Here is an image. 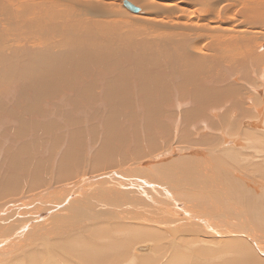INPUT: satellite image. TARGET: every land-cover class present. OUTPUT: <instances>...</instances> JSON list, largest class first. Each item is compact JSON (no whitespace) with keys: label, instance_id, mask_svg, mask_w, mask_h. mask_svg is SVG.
I'll return each instance as SVG.
<instances>
[{"label":"bare ground","instance_id":"bare-ground-1","mask_svg":"<svg viewBox=\"0 0 264 264\" xmlns=\"http://www.w3.org/2000/svg\"><path fill=\"white\" fill-rule=\"evenodd\" d=\"M127 4L131 6L132 9L129 8ZM228 4L232 5L233 10L227 8ZM123 8L129 12H124ZM118 13H123V15L118 18ZM254 22H264V0H140L136 5H132L127 0H0V79L5 77L4 80L0 81V88L4 86V84L2 85L1 83H5V86L3 87L4 91L2 90L3 93L1 91L2 94H0V130L9 126L8 129L3 130L2 136L7 138V133L11 131V126L14 124V128H12L11 132L13 134L12 137H22V139L25 140V142H23L24 148H29L31 144L35 142L32 138H30V133L36 132L43 127V125H38L34 121L43 119L49 106H52L55 103L63 104L62 98L66 93L65 87L68 81L73 79L77 84L90 85L102 90L104 83L101 82L100 72L96 73L95 82L90 83L89 81L84 80V77H91V71L95 65L98 62H102L103 70L108 71L109 67H105L104 65L110 61L112 62L113 59H121L123 61L122 64H128L131 62V56L141 62L142 55L139 52V50H141L142 52L149 53L148 60L154 61L148 67L153 68L154 63H156L158 64V71L162 72L164 70H169L171 72V77L176 78L179 75H182L186 77L187 80L185 85L180 88H173L170 93H167L166 85L155 82L150 78H143V92L139 94H136L133 86L129 85V94L132 100L137 95L138 97L136 99L145 101L147 97L165 89L164 95L166 100L162 104L158 120L165 122L168 118L171 119L172 117L168 112L169 108L172 109V107H176V109H179L177 107L185 104L189 105L188 103H195L200 112H207L210 116H212V118H215L224 106L232 102L231 106L227 107L225 111H234L233 108L237 106V117L235 119L239 120L241 125L245 123L250 124L251 127H245V130L253 134L254 141L264 144V133L258 131L260 127L264 130V27L254 29ZM28 37H40L42 44L45 46L36 54L30 52ZM102 37L116 38L115 43L117 46L110 45L101 53L94 52L92 49H82L78 55V65L76 66V71H79V74L69 71L67 64L76 57L78 51L75 54H71L70 50L62 51L61 47L73 43L87 44L93 41L95 42V45H101ZM259 38L261 40H259ZM198 39H201L203 46H199L196 43ZM103 46H106V44H103ZM159 50L163 51V57L158 55L154 58L151 54ZM251 62L253 64H251ZM254 65L257 69L254 68ZM253 69H255L254 72ZM121 71L125 72L124 76H129L133 72H128L129 68ZM254 73L256 76L258 75V84L261 86L258 90L253 89L254 93L252 92L253 94H251L254 95L252 99L256 102L254 103V106L252 105L253 107H251V111L258 114V118H254L255 121H253L252 118H250L252 120L246 118L247 114H250V110L248 108L249 106H245V103H239L242 98L240 97L242 93L240 91L241 89L239 90V88L235 87L236 84L235 86L227 84L232 80H242L247 82L251 79V76ZM225 83L226 85L224 88L219 87L221 84ZM234 83L235 82H232L231 84ZM187 86L192 87L193 101L186 100L180 103L181 100H184L182 88ZM16 93L18 94L17 97H12V95H16ZM69 93L73 94L74 90L69 89ZM86 93L88 95L92 94V88L89 87L86 90ZM127 93L128 89H125L124 91L119 89L115 91V98L125 101L123 96ZM248 96H250V94ZM248 96H245L242 100L244 99L247 102ZM199 111L198 113H195L192 110L185 109L180 111V113L185 120L193 119L190 124V126L193 127V121H195V119H197V121L199 120ZM175 114L177 113L172 112V115ZM136 116L137 115L134 114V117ZM140 116V121L144 120V127L146 129L155 130L157 128V123L150 120L149 114L144 113L143 115V113H140ZM175 118L179 117L176 115ZM171 120L175 123V125H177L174 119ZM171 120L168 121L171 122ZM75 131H81L84 134L90 132L91 136L93 134L95 135L94 138H91L92 143L95 144L97 142L96 137L98 133L95 131L94 127L93 130L89 131L83 127H80ZM230 137L233 136L231 135ZM230 137H228V139L226 137L224 140H221L223 141V147L226 143L236 145V136H234L236 141L233 138L229 139ZM186 139L187 138L182 141L189 142V140ZM72 141L75 142L76 150L75 148H69V144ZM210 142L214 143L216 140L212 139ZM64 143L65 142H63V144ZM84 143L85 141L83 139L74 135H71L68 145L65 143V148L68 149L62 153L56 169V176H54L56 187L47 186L49 183V179L47 180V177H49L52 168L51 161H48L47 163L43 162L42 164L39 163L32 171L25 194L38 191L37 189H41V187H46V189L35 192V194L32 193V195L28 194V196H24L22 199L19 197L20 199L13 200L12 202L0 203V252L13 246L17 247V249L15 248L16 252H20L24 247H29L30 249V246L28 245L30 240H32L33 244L34 239L47 237V239L50 240L54 239L57 234H61L64 237H70V235L75 234V232L84 233V231H89V228H87L89 226H99L101 229L102 225L111 224L114 226L119 225V227L124 230V234L122 230L123 235L121 237L123 240L117 241V237V242H112L110 239L108 241L104 237L106 240L101 239V241H105L104 244H106V246L96 248L87 243L85 244L84 240L76 237L67 239L69 241L68 247L71 249V245L75 246V256L79 257V259L81 258L84 264H109L110 262L112 264H116L115 262L113 263V261L122 258L123 254H126L130 245L135 244L136 250V247L140 245L136 244V242H142L143 244V241L150 239L154 243L170 238V243H173L172 239H177V235H179L177 236L178 238H181V235H187L188 232L186 231L188 229L196 231L190 233H199L204 235L205 238L204 240L199 239V234H194V237L193 235H188L186 241H190L192 246L194 245L192 243L193 239H197L194 242L195 245H197V242L201 241L206 243H216L218 251L217 256L211 260H202V258L201 260H197L196 258L200 257L203 253H205V255H209L211 253H209L210 250L204 251L200 247L192 248V246L188 244L187 250H191L195 259L194 257L192 258L190 255L191 253L186 250L180 255H174V253H171L173 255L165 257L166 259L162 264H210L213 261H218L231 255H234V258L231 259V261L220 264H264V241L260 240L262 237L260 235L261 233L256 231V227H254V224L251 222L243 220L239 221L240 224H242L241 227L245 225V230H242L241 232L243 235L239 236L228 235L224 233V231L219 232L217 229L213 230L207 222L210 219L206 218V215L210 217V213L206 212V207L202 208V213L200 214L193 212L181 214V212H177V210L173 211V206L168 204L170 206L169 209L171 208V210L168 209L166 211L174 217L169 222H164V220L161 219L163 221L162 223L157 221L142 220V218L134 217V215L142 214L143 211L142 208L141 211L138 209L140 214H138L139 211L138 213L132 212L134 209L137 211V207H135V205L139 203L137 202L139 201V197L137 198L134 196V192V195L130 193L138 199L136 201L137 203L135 202L136 204L133 202L131 203V200L134 198H132L131 195L132 199L126 198L130 196L122 197L123 193L116 188L127 190L123 191L124 193L134 190L139 193L138 190L141 187H147L146 191H148V188H151L149 185L152 184L155 187L157 186V189L160 187L159 182H157V184L155 183V180H152L151 182L150 177L148 179L150 180L149 183L148 181L141 179L143 177L140 175L141 172L137 175L141 176V178H139L143 182L131 181L132 179H138L136 178L138 177L136 175L135 178L131 179L133 174H136V167H146L147 170H158L162 173V176H168L170 179L175 176L174 180H177L176 176L178 173L175 171L173 173L168 171L169 169L171 170L173 166L174 168L179 166H175L176 164L173 162V166L168 168V165H170L168 162L177 152L175 150L176 148L174 149L171 147L163 152L159 151V148L151 153L153 156L148 159H146L147 156L145 152L138 150L133 157L134 162L136 163H131L133 160L131 161V159H127L121 164L114 163L115 155L113 152H107L104 155L99 152L93 153L91 150V168L88 173L84 174L85 171L81 169L86 156L84 151H86L87 146L85 147ZM92 147L94 148V145ZM180 150L185 153L190 151L187 148ZM180 150L178 152L181 153ZM183 154H181V157ZM206 155L211 154L206 152ZM159 159H165V161L160 160V162H156ZM14 160L17 162L18 158H14ZM11 161H13V159ZM213 161H215V159H213ZM193 166L196 167L195 165ZM205 166H203V169ZM160 167H162L161 170ZM180 167L177 169L182 171L184 168L180 170ZM203 169L201 166V174L204 172H202ZM144 170L145 173L147 172L146 174H150L148 172L149 170L146 171L145 168ZM182 172H184V170ZM198 172L199 171H197V174ZM206 172L208 171H206L205 168V173ZM117 175L124 176H121L119 182H114ZM181 175H183V173ZM101 176L104 177L97 178ZM85 178L94 179H87V181H84ZM143 178L146 179L148 177L146 176L145 178L144 175ZM198 179H195L196 181H188L187 179L186 182H183L182 180L184 179H182V183L178 182V186L171 185L170 188L178 190L181 189L180 185L183 184L182 189L186 187V190L191 191L182 193V195L177 193L181 196V200L183 197V199H187L186 202H189L190 198H197L205 200L208 204L207 206L210 208L217 206L212 198V196L216 194L211 191H223L221 189L223 187H221V185L218 186L217 184H214L212 188H208L204 186L203 181H201L205 179L204 176L203 179L202 177L201 179ZM251 180L253 182V179ZM88 181L91 182L87 186ZM66 182H70V184H65ZM162 182L161 185H164L165 183ZM140 183L142 186H140ZM167 184L168 182L166 183V186ZM171 184L174 183L171 182ZM209 185L210 184H207V186ZM78 187L82 188L81 192ZM20 188V182H18L16 176L1 179L0 200L9 199L15 197L16 195L18 196L22 190ZM166 189H168V187ZM255 189H257L256 186ZM117 191H119V194ZM80 193H92L89 196L92 197L93 200L89 201L92 202V206H90V208L93 212L111 207H116L117 209L128 207L131 211H127L128 209L126 208L125 213H122L123 215H119L118 218L114 217V220L111 221H96L95 223H83L81 220L76 221L74 217L68 218L67 214L71 213L70 211H75L79 208L84 212L85 208H82L80 206L81 202H78L80 200ZM120 193H122V195H120ZM60 194L63 196L61 198L64 199L58 201L56 200L55 203L53 201L52 204H50V198L54 195L59 196ZM174 194L175 193H173V196ZM153 195L149 197L151 200L152 197H155ZM118 196H121L119 201L117 199ZM159 196L157 198H159ZM142 198L143 197H141V199ZM181 200L180 202L176 200L177 204L178 202L181 203ZM173 201L175 200L173 199ZM184 201L182 202L187 205ZM97 203L100 205L94 209L93 206ZM31 205L32 209L28 213L25 212L26 215H22L21 213L24 210H28ZM143 205L145 204L143 203ZM139 207L140 206L138 205V208ZM144 207L146 208L148 206ZM161 207L162 204L155 206L157 209ZM179 207L182 209L181 206ZM179 207L176 208L179 209ZM189 208L191 209L193 207L189 206ZM45 215L47 217H45ZM61 215L65 216L60 218ZM145 215L147 216V214H144V216ZM179 218L181 221H185L186 219L188 220L181 225ZM59 220H61L60 223L62 224H58V226L54 227ZM164 223L166 225L168 224V226L165 227ZM48 225L50 226L47 227ZM185 225H189V227H186ZM43 227H47L48 230L37 233L32 237L33 228L38 230V228ZM120 228L114 229L115 231L120 232ZM168 228H172L173 230L181 229L183 232L174 234L171 233ZM16 230H18L17 235L14 234ZM105 230L102 229L100 233H106L107 238H109V231L104 233ZM51 231L55 233L52 234ZM116 234L117 233L114 235ZM212 234L215 237H212ZM111 235L112 234H110V236ZM233 237H237L238 240H232ZM96 241L94 240V242ZM176 243L177 242L175 241V244ZM148 245L150 249V244ZM172 246L170 248L171 250ZM175 246L174 251H182L181 248H177L180 247L179 243ZM78 248H81L83 251V257L78 255ZM65 249L67 252L66 247ZM110 250L113 251V254L110 253ZM130 250L132 251V249ZM37 252L35 254H37ZM187 253H189V255ZM127 255L128 254H126V256ZM162 255L163 254L161 253L159 257L153 256L155 260L151 259L152 262L157 260L160 261L163 258ZM12 257H14V253L8 255L7 260L11 262ZM50 261H54V259ZM126 261L124 262L126 263ZM69 262L72 261L69 259ZM147 262L152 263L149 262V260ZM62 263L65 264L64 262ZM118 263H120V261ZM136 263L138 264V262Z\"/></svg>","mask_w":264,"mask_h":264},{"label":"rangeland","instance_id":"rangeland-1","mask_svg":"<svg viewBox=\"0 0 264 264\" xmlns=\"http://www.w3.org/2000/svg\"><path fill=\"white\" fill-rule=\"evenodd\" d=\"M127 1H129L132 5H136V4H138V2L140 0H127ZM227 8L230 10H233V7L231 4H228ZM123 11L129 12L125 8H123ZM133 14H136V13H133ZM121 15H123V13H118V15H117L118 18ZM239 25H241V24H239ZM253 25L255 27L254 29H257L259 27L263 28L264 22H259V23L254 22ZM28 38H29L28 44H29L30 52H32L34 54L40 52V50L45 46L44 44H42L40 37H28ZM31 40H32V42H31ZM115 40H116V38L102 37V44L101 45H95V42L93 41V42H90L87 44H85V43H83V44L73 43L70 45L62 46L61 47L62 51L70 50L71 54H75L78 51V54L76 55V57L71 62H69L67 64L69 71L79 74V71H76V66L78 65V55L82 49H84V48H87V50L92 49L94 52L101 53L106 47H108L110 45L117 46L115 43ZM259 40H261V39L259 38ZM196 43L199 46H203L201 43V39H198V41ZM103 44H106V46H103ZM118 47H119V44H118ZM139 52L142 55L141 62H139L137 59H135L131 56H130L131 62L128 64H122L123 61L121 59H119V60L113 59L112 62L110 61L109 63L104 65L105 67H109L108 71L103 70V63L102 62H98L95 65V67L91 71L92 72L91 77L90 78L84 77V80L89 81L90 83L95 82L96 73L100 72L101 82L104 83L102 90H99V89H97L93 86H90V85L77 84L73 79L68 81L66 83V87H65L66 93L63 95V98H62L63 104L55 103L54 105L49 106L46 110L45 117L43 119H39V120L34 121L38 125H43V127L40 128L39 130H37L36 132L30 133V138H32L35 142H33L29 148H27V149L24 148L23 142H25V140H23L22 137H20V136L12 137L13 134L11 132H12V128H14L13 127L14 124L12 126L10 125L11 131L7 133V136H6L7 138L2 136V132H3V130L8 129L9 126H7L3 130L2 129L0 130V133H1V135H0V180L11 177V176H16V178L18 179V182H20V187H21L20 189H22L21 193L18 196L16 195L15 197H12L9 199L0 200V203L12 202L13 200L20 199V198L22 199L24 196H28V194L32 195V193L35 194V192L46 189V187L45 188L41 187V189H37L38 191H34L32 193L25 194L27 187H28L27 184L29 183L32 171L35 169V167L39 163L42 164L43 162L47 163L48 161L49 162L51 161L52 168H51V172L49 174V177H47V180L49 179L48 180L49 183L47 186L48 187H50V186L56 187V185H55L56 183L54 182L55 181L54 176H56V169H57V166H58V163L60 161L62 153L68 149V148H65V143H66V145H68L69 140L71 139V135H74V136H77V137L83 139L85 141L84 146L85 147L87 146L86 151L87 150L88 151L87 152L84 151L86 156H85L84 162L82 163L83 165L81 168L83 171H85L84 174L88 173L90 168H91L90 154L92 151H93V153L99 152V153L104 154V155L107 152H113L115 155V162L114 163H120L121 164L124 160H127V159H131V161L133 160L131 163H136V162H134L133 157L135 156V154L138 150L145 152V154L147 156L146 159H148L151 156H153V154H151V153H153L155 150L160 148L159 151L163 152L164 150H168L172 147L174 149L176 148L175 150L177 152H176L175 156H172L170 161L168 160L169 161L168 163L170 164V165H168V168L169 167L171 168L174 163L176 164L175 166L179 165V166H177V168H179L182 165L180 167V170L182 168H184V169H182V171L184 170V172L179 171V169H177L176 167L174 168V166H173L174 170H173V168L171 169L172 171L170 169L168 170L171 173H173L174 171L176 173H178V175L176 176L177 180H174L175 176L172 178L173 180L170 179V177H168L167 175H166L167 177L162 176V173L159 172L158 170L155 171L154 169H151L152 170L151 171L148 169L149 170L148 171L147 168L144 166L143 167L150 174H146L147 172L146 173L144 172L145 171L144 168L136 167L137 168L136 174H133V177H131V179H132V178H135L136 176H138L136 178H138L140 180L141 176L144 177V175H145V178H146V176L148 178L144 179L142 177L141 179L148 181V183L150 182V180H151V182H152V180L153 181L155 180L156 184H157V182H159L160 187L158 189L159 190L161 189L160 190L161 193L157 189V186L155 187L152 183H150L152 185H149V186H151V188H148V191H146L147 187L146 188H142V187L139 188V190H138L139 193H137L136 190L128 191V192L124 193L123 191H127V190H122L121 188L120 189L116 188L120 192L123 193V195H122V193H120V195H122V197L123 196H125V197L130 196L131 195L130 193L133 194V192L135 194V195L133 194L134 196H136L137 198L139 197V201H137L138 199H136L133 195H131V196L135 200L132 199L131 196L126 197L128 199L129 198L132 199V200L130 199L131 203L133 202L134 204H136L137 202H139L138 204L135 205V207H137V211L134 209V211H132L133 213L134 212L138 213V211L139 210L141 211L143 208L142 214H140V211L138 214H140L142 216H144V214H147V216L145 215L144 217H150V216L151 217H158L157 215H159L160 213L168 214L169 212L167 213L166 210H168L170 206H173L172 207L173 211L177 210V212L186 211V213L193 212V213L200 214V213H202L201 212L202 208L206 207V212L210 213V217L208 215H206V218L211 220V221L208 220L207 222H209V225L211 224L213 227L217 228V230H219V232L220 231H230L231 228H233V226L235 225V221L240 223L239 221L243 220V221H248V222L253 223L254 227H256V231L258 233L260 232L261 233L260 235L262 237H264V144H260L259 142L254 141L253 134L249 133L247 130H245V127H251L250 124L245 123V124L241 125V122H239V120L235 119L237 117V110H236V109H238L237 106H235L233 108L234 111H228V110L225 111V109L227 107L231 106L232 102H230L226 106H224V108H223L224 110L221 109V112H219L217 114V116L215 115L216 116L215 118H212V116H210V114H208L207 112H200L198 109V106L195 103H188L189 105L185 104L183 106L177 107L179 109H176V107H172V109L171 108L168 109V112L170 113V115L172 117L171 119H174L175 122L177 123V125H175V123H173L172 120L169 118H168V120H171V122L168 120H166L165 122L162 120H158V116L160 114L162 104L166 100V97L164 95L165 89L159 91L158 93L153 94L152 96L147 97V99L145 101L136 99L138 97L137 95L132 100L130 98V94H129V85L133 86V89L135 90L136 94H139V93L143 92V90H142L143 78H150V79L154 80L155 82L166 85L167 86V88H166L167 93H170V91L173 88H180L183 85H185L187 80H186V77H184L182 75H179L176 78L171 77V72L169 70H164L162 72L158 71L157 70L158 64H156V63H154L153 68L148 67L154 61L148 60V57H149L148 52H142L141 50H139ZM151 55H153L154 58L158 55L163 57V51L159 50V51H157ZM251 64H253V63L251 62ZM127 68H129L128 72H131V71H133V72L129 76H124L125 72H123L121 70H125ZM254 68L257 69V67L255 65H254ZM255 69H253V72ZM257 77H258V75L256 76V74L254 73L251 76V79L248 80L247 82L242 81V80H239V81L238 80H232L229 83H227L229 85H234V86L236 84L235 87L239 88V90L241 89L240 91L242 93H241L240 97H242V98H244L245 96H248L250 94V96H248L247 102H246V100H244V99L242 100V98H241L239 103H245V106L246 105L249 106L248 108L250 110V112H249L250 114H247L246 118L249 120L253 119V121H255V119L258 118L257 117L258 114H256L254 111H251V109H252L251 107H253L254 103H256L252 99V97L254 95H251V94L254 93L253 92L254 90H256V89L258 90L261 87L258 84L259 81L257 80ZM4 78L0 79V81L4 80ZM232 82H235V83L231 84ZM237 83H239V84H237ZM1 84L2 85L4 84V86H5L4 82H2ZM225 85H226V83L221 84V86H219V87L224 88ZM3 87L0 88V94H2L4 91ZM89 87L92 88V94H90V95H88L86 93V90ZM69 89H73L74 93L70 94ZM119 89H121L123 91L125 89H128V93L123 96L125 101H121L120 99L115 98V91H117ZM1 91H2V93H1ZM182 93L184 95V100H181L180 103H182L186 100L193 101L192 87L191 86H187V87L182 88ZM17 95L18 94L16 93V95H12V97L16 98ZM260 99H261V97H260ZM157 107H158V109H157ZM75 108H77V109H75ZM185 109L192 110L195 113H198V111H199V116H198L199 120L197 121V119H195V121H193V124H194L193 127L190 126L193 119L192 120H185L183 118L182 114L180 113V111L185 110ZM235 110H236V112H235ZM171 111L174 113L176 112L177 114L172 115ZM140 113H143V115H144V113L149 114L150 120L157 123V128L155 130L146 129L144 127V120L140 121V117H141ZM134 114H136L137 116L134 117ZM176 115L179 118H175ZM142 117H144V116H142ZM213 117H214V115H213ZM0 118H1V116H0ZM250 118H252V119H250ZM136 124H138V125H136ZM80 127H83L84 129H87L88 131L93 130V127H94L95 131L98 133V135L96 137L97 142L95 144L92 143L91 138L95 137L94 134L91 136L90 132H87V134H84L81 131H75L76 129H78ZM260 129H261V127H260ZM260 129L258 131L259 132L261 131L262 133H264V130L263 129L260 130ZM231 135L233 137H230ZM234 136H236L237 138L239 136L238 139L235 137V139L237 141L234 139ZM226 137H227V139H228V137H230L229 139L233 138L236 141L237 146L226 143L225 146L223 147L222 146L223 141H221V140H224V138H226ZM185 138H187L186 140H189V142L182 141ZM212 139L216 140V142H214V143L210 142V140H212ZM217 139H218V142H217ZM179 141H181V142H179ZM63 142H65V143L63 144ZM93 145H94V148L92 147ZM181 146L183 148L189 149L190 151H188V153L181 151L180 149L183 150V148ZM219 146H221V147H219ZM233 146H235V147H233ZM231 147H232V149H231ZM69 148H71V149L75 148V142L74 141H72L69 144ZM228 148H229V150H228ZM75 150H76V148H75ZM179 150L181 151V153L178 152ZM182 152L185 154H183ZM206 152L211 154V155H206ZM181 154H183L182 157H181ZM209 156H210V158H209ZM179 157H181V158H179ZM14 158H18V161L16 162L14 160ZM12 159H13V161H11ZM172 159H174L175 161ZM213 159H215V161H213ZM160 160L165 161V159H159L156 162H160ZM191 162H193V163H191ZM192 164L195 165L196 167H194ZM201 166H202V169H203V166H205L204 169L202 170V172L204 171L203 172L204 175H203V173L201 174ZM205 168H206V171H208V172H206L208 175L205 173ZM161 169H162V167H160V170ZM197 171H199L200 173L198 172V174H197ZM139 172H141V174ZM152 172H153V174H152ZM181 172L183 173V175H181L182 174ZM124 173H127V172H124ZM138 173L141 176L137 175ZM122 174H123V172H122ZM212 174H213V176H212ZM152 175H153V178H152ZM202 175L204 176L205 179H203ZM81 176H83V175H81ZM121 176H124V175H117V177H116L117 180L115 179L114 182H119ZM156 176H157V178H156ZM149 177H150V180H148ZM201 177L203 179V180H201V181H203V185L208 187V188L209 187L212 188L214 184H217L218 186L221 185V187L225 188V189L221 188L223 191H211V192L216 194V195L212 196V198L215 201V204L217 205L213 208H210L209 206H207L208 204L206 203V201L202 200V199L190 198L189 202H186L187 199L185 200L182 197V200H181V196H179L177 193L182 195V193H187V192L191 191V190H186L187 189L186 187H184L182 189L183 184H181V185L179 184L181 186V189H178V190H173L172 188H170L171 185L172 186H178V182L179 183H182V181L186 182L187 179H188V181H190V180L196 181L198 178L201 179ZM138 179L137 180L132 179L131 181H133V182H135V181L141 182L142 181V180L139 181ZM182 179H184V180H182ZM251 179H253V182ZM160 181L161 182L164 181L162 183H165L164 184L165 187H164V185H161ZM166 181L168 182L167 186H166V183H167ZM174 181H176V182H174ZM70 182H68V183L66 182L65 184H70ZM171 182L174 184H176V183L177 184L174 185V184H171ZM130 183H132V182H130ZM207 184H210V185L207 186ZM253 184L256 186L257 189H255V186ZM140 186H142L141 183H140ZM259 186H260V188H259ZM99 187H102V186H99ZM167 187H168V189H166ZM119 191H117L118 194H119ZM153 193H154V195H153ZM173 193H175L177 195L174 194V196H173ZM142 194H144V195H142ZM167 194H169V195H167ZM138 195H142V196H138ZM147 195H149V196H147ZM151 195L155 196V197H152V200L149 198V197H151ZM157 195L159 196L160 199L157 198L158 197ZM168 196H169V198H168ZM175 196H176V198H175ZM141 197H143V198L141 199ZM120 198H121V196L120 197L118 196V198H117L118 201L120 200ZM89 199L93 200L92 197H89ZM173 199L175 201L178 200L179 202L181 200V203H183L182 201L185 200L184 202H186L187 205L184 203L181 204L179 202L177 204V201L175 202V201H173ZM140 200H143L144 202L140 201ZM128 203H129V201H128ZM143 203L145 205H143ZM173 203H175V204H173ZM149 204H151V205H149ZM160 204H162L161 208H159V209L155 208V206L160 205ZM179 204H181V205H179ZM138 205L140 206L139 208H138ZM153 205H155V206H153ZM178 205L181 206L182 209H180V207ZM144 206H148L150 208H148V207L145 208ZM186 206L188 207V209ZM189 206L190 207L192 206L194 209L193 208L190 209ZM176 207L177 208L179 207V209H177ZM126 208L128 209L127 211H131L130 208H128V207H126ZM126 208H124V209H126ZM184 208H186V209H184ZM169 210H171V208ZM198 210H199V212H198ZM134 222H138V221H134ZM102 224H105V223H102ZM49 226L50 225H48L47 227H49ZM115 226L111 225V224H105V225H102L101 229L99 228V226L98 227L97 226H89V227H87V228H89V231L86 229L87 231H84V233L83 232H77V233L75 232V234H71L70 237H64L61 234H60L61 236L59 234H57L54 237V239H50V240L47 239V237L46 238H38L39 240L38 239L33 240V242H34L33 244H32V240H30L29 244H28L30 246V249H29V247H24V248H22V250L20 252H16L15 248L17 249V247L13 246L14 249H13V247H11V248H9L10 250L7 249L5 251L0 252L1 253L0 258L2 257L0 259V264H8V263L9 264H61L62 262H64L65 264H84L83 260H81V258L79 259V257L75 256V252H74V251H76L75 246L71 245V247H72L71 249L68 247L69 241L67 239L78 237V238H81L82 240H84L85 244L87 243L93 247L102 248V247H105L106 244H104L105 241L103 242V241H101V239H103V240L107 239L108 241L110 239V241H112V242H117V241L123 240L121 237L124 234V230L121 229L119 227V225H115ZM166 226H168V224L167 225L165 224V227ZM185 226L189 227V225H185ZM47 227L46 228L45 227L38 228V230L33 229L32 237L37 233L47 231L48 230ZM114 228H120V232L115 231ZM102 229L107 230V231L105 230L104 233L109 231V238H107L106 233L105 234L100 233V231ZM168 229L171 233H174V234H177L178 232H183V230H181V229H178V230L177 229L173 230L172 228H168ZM122 230H123V234H122ZM34 231H35V233H34ZM15 232H14V234L17 235L18 230H16ZM23 232H25V231H23ZM118 232H119V234H118ZM186 232H188L187 235L186 234L181 235L180 236L181 238H178L177 236H179V235H177L176 236L177 239H174V240L172 239L173 243H170V238L163 239V240H160V241H157L154 243L150 239H146L145 241H143V244L141 241H140L141 243L136 242V244H140V245L150 244V249L149 250H143V251L142 250H135L136 245L132 244L128 248L130 252L127 249L126 254H128V255L126 256V254L124 253L122 258H119L118 260L113 261V263L115 262L116 264H126V263L137 264L136 262H138V264H141V263L142 264H162L166 259L165 257H167V256L169 257V256L173 255L171 253H174V255L175 254L180 255L182 252H185L187 250L188 244L191 245L190 241H186L188 235H193V237H194L195 236L194 234H199V233H190V232H196L195 230H188L187 229ZM51 233L53 234L55 232L51 231ZM51 233H49V234H51ZM115 233H117V234L114 235ZM77 234H79V235H77ZM84 234H85V236H84ZM110 234H112L113 236H116V237H113L112 235L110 236ZM226 234H228V235H239V236L243 235V233L237 234L235 232H230V233H226ZM50 236H52V235H50ZM211 236L215 237L213 234ZM104 237L106 239H104ZM198 237H199V239H202V240H204V238H205V236L201 235V234H199ZM262 237L260 238V240L264 241V238H262ZM116 238L118 239L117 241H116ZM65 239H66V241H65ZM234 239L238 240L237 237L232 238V240H234ZM35 240H37V241H35ZM94 240L95 241L97 240L99 242H97V241L94 242ZM196 240L197 239L192 240V243L194 244L193 246L191 245L192 248L200 247L204 251L210 250L209 253L211 252L209 255H205V253H203L200 257L196 258L197 260L198 259L201 260V258H202V260H211L212 258L217 256L218 251H217L216 243H209V242L206 243L204 241L203 242L201 241V242H197V245H195L194 242ZM205 240H212V239H205ZM175 241L177 242L176 244H175ZM44 243H46V244H44ZM178 243H179L180 247H177V248L178 249L181 248L182 251H174L175 250L174 248L176 247L175 245H178ZM173 244H175V245H173ZM64 245H66V246H64ZM171 246H172V250L170 249ZM65 247L67 248V252H66ZM130 249H132V251ZM68 250H69V252H68ZM36 252H37V254H35ZM60 252H62L63 254ZM187 252L191 253V250H187ZM13 253H14V257H12V260L10 262L7 260L8 255H11ZM27 253H29V254H27ZM110 253L113 254V251H111ZM161 253L163 254L162 255L163 258L161 260L159 259L160 261L157 260L158 262L157 261L152 262L151 259L155 260L154 257H159L161 255ZM189 253H187V254L189 255ZM23 254H25L26 257ZM66 254H68V255H66ZM36 255H38V256H36ZM43 255L45 257V260H44ZM78 255L80 257L84 256V253L81 250V248H78ZM190 255L192 256V258L194 257L193 253H191ZM50 256H51V258H50ZM54 256H56L57 258ZM106 256H107V253H106ZM149 256H151V257H149ZM27 257H29V258H27ZM40 257H42V258H40ZM138 257H140L142 259H140ZM148 257H149V259H148ZM192 258H191V260L193 261ZM233 258H234V255H231L229 257L222 258L218 261H213L210 264H220V263H224V262H229ZM13 259H15V260H13ZM52 259H54L55 262L50 261ZM59 259H61V260H59ZM69 259L72 262H69ZM128 259H129V261H128ZM194 259H195V257H194ZM48 260H49V262H48ZM148 260H149V262H152V263H148L147 262ZM119 261H120V263H118ZM124 261H126V263ZM109 264H112V263L110 262Z\"/></svg>","mask_w":264,"mask_h":264},{"label":"water","instance_id":"water-1","mask_svg":"<svg viewBox=\"0 0 264 264\" xmlns=\"http://www.w3.org/2000/svg\"><path fill=\"white\" fill-rule=\"evenodd\" d=\"M127 6L129 8L132 9L131 6H129L127 4ZM104 176H101V177H97V178H102ZM87 179L89 178H85L84 181H87ZM94 178H90L89 180H92ZM91 181H88L87 183V186L89 185ZM79 191L81 192V189L80 187H78ZM78 192V191H76ZM92 194V193H87V194H81L79 195V198L80 200L78 202H81L80 206L82 208H85L84 212L79 208L75 211H70L71 213H68L67 214V217L68 218H73L78 221V220H81V222H85V223H95L96 221L99 222V221H111V220H114L113 218L116 217L118 218L119 215H123L122 213H125V209L124 208H121V209H117L116 207H111V208H104L103 210H97V212H93L92 209L90 208V206H92V202L89 201V200H92V199H89V195ZM63 197L61 194L59 196H56L54 195L52 198L47 199L49 200L50 204H52V202L57 200H63L64 198H61ZM79 204V203H78ZM100 204H95L93 207L94 209H96L97 206H99ZM32 209V205L29 207L28 210H24L21 214L22 215H26L25 212H29L30 210ZM48 209V208H47ZM39 212V211H38ZM42 212V211H41ZM184 213L186 214V211H183L181 212V214ZM190 213V212H189ZM50 216V214H49ZM62 216H65V215H61L60 218H62ZM158 217H144L142 215H134V217H138V218H142V220H149V221H157V222H163L161 219L164 220V222H169L173 219L174 216H172L170 213L168 214H164V213H161V215H157ZM45 217H47L45 215ZM79 218V219H77ZM137 218V219H138ZM180 220V218H179ZM188 219H186L185 221H181V225H183ZM61 220H59L55 226H58V224H62L60 223ZM52 225V224H51ZM176 225V224H175ZM208 225H209V222H208ZM242 225V224H241ZM240 223H238L237 221H235V225L233 226V228H231L230 231H224L225 233H230V232H235V233H241L242 230H245V225L241 227ZM210 227H213L211 224L209 225ZM208 226V227H209ZM203 228H206V227H203ZM249 228V227H248ZM35 229V228H33ZM217 228L213 227V230H216ZM248 230V229H247ZM248 232V231H247ZM149 249V245H139L136 247V250H148Z\"/></svg>","mask_w":264,"mask_h":264}]
</instances>
